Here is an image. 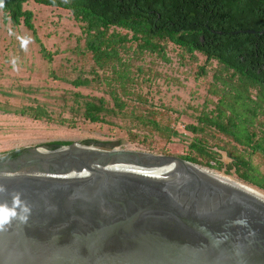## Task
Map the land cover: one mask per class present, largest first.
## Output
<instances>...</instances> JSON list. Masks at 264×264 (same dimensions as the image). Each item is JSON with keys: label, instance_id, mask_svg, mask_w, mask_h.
I'll return each instance as SVG.
<instances>
[{"label": "water", "instance_id": "1", "mask_svg": "<svg viewBox=\"0 0 264 264\" xmlns=\"http://www.w3.org/2000/svg\"><path fill=\"white\" fill-rule=\"evenodd\" d=\"M0 183L33 209L0 232V264H264V194L178 157L28 147L0 155Z\"/></svg>", "mask_w": 264, "mask_h": 264}, {"label": "trees", "instance_id": "2", "mask_svg": "<svg viewBox=\"0 0 264 264\" xmlns=\"http://www.w3.org/2000/svg\"><path fill=\"white\" fill-rule=\"evenodd\" d=\"M29 1L69 12L79 25L86 51L101 72H93L94 80L103 82L106 88L119 83L124 96L125 85L134 82L131 62L141 52L166 60L165 45L170 44L194 61L198 54L204 58L198 72L200 77L215 64L207 96L211 100L215 98L216 104L212 110H201L195 123L185 127L193 139L187 153L178 158L220 171L224 164L212 150L219 148L232 161L226 173L234 169L239 182L264 193V171L259 172L248 158L236 152L240 147L259 152L264 160V133L260 131L264 128V33L259 34L264 30V0H4V7L0 8L3 19L15 27L22 24L35 35L33 12L23 8ZM133 43H136L134 49ZM40 51L49 57L42 45ZM85 83L76 79L72 87L79 88ZM70 93V109L81 107V117L87 122L110 125L112 122L107 120L110 115L127 119L123 112L127 100L112 89L105 92L111 102L74 90ZM15 113L36 120L50 119L39 107L23 108ZM150 113V108L145 107L144 115H135L131 108L128 117L131 123L137 122L135 127L162 131L160 124L149 117ZM68 126L73 128L74 123ZM166 130L170 129L166 127ZM214 132L228 137L233 145L229 149L218 143L211 144L213 148L208 146L209 140L217 139L212 135ZM71 144L55 141L44 145ZM198 156L207 160L198 161Z\"/></svg>", "mask_w": 264, "mask_h": 264}, {"label": "rangeland", "instance_id": "3", "mask_svg": "<svg viewBox=\"0 0 264 264\" xmlns=\"http://www.w3.org/2000/svg\"><path fill=\"white\" fill-rule=\"evenodd\" d=\"M23 8L33 12L35 35L22 24L12 26L0 13V154L55 141L75 144L85 140L113 143L153 155L180 157L187 153L193 134L185 127L195 123L201 110H212L216 104L215 98L211 100L207 96L215 64L200 77L198 72L204 58L198 54L194 61L170 44L165 45L167 61L141 52L131 62L134 82L125 85L127 94L124 96L119 83L106 88L103 82L94 80L93 72H101L86 51L79 25L69 12L39 6L32 1ZM21 37L31 38L27 50L21 47ZM41 45L45 53L50 54L49 57L40 51ZM135 45L132 44V49ZM13 57L18 58L19 70H13L10 63ZM107 75L110 76L109 73ZM76 79L86 83L73 88L72 82ZM111 89L127 100V107L123 110L127 119L110 115L107 117L112 122L110 125L90 123L81 117V107L70 109L72 90L83 95L101 96L111 102L105 93ZM29 107L43 109L50 119L36 120L15 113ZM145 107L150 108L149 117L160 124L162 131L135 127L137 122H130L128 115L131 108H134L135 115H144ZM226 115H229L228 111ZM61 120L67 123L61 124ZM70 122L74 123L73 128L68 126ZM166 127L170 130L165 132ZM260 131L264 133V128ZM213 134L217 139L209 140L208 146L218 143L229 149L233 145L228 137L217 132ZM212 150L224 164L221 170L198 167L238 181L234 169L226 173L227 165L232 163L227 153L219 148ZM236 152L248 158L259 172L264 171V160L259 152L241 147ZM197 160L204 163L207 157L198 156Z\"/></svg>", "mask_w": 264, "mask_h": 264}, {"label": "clouds", "instance_id": "4", "mask_svg": "<svg viewBox=\"0 0 264 264\" xmlns=\"http://www.w3.org/2000/svg\"><path fill=\"white\" fill-rule=\"evenodd\" d=\"M4 7V0H0V8ZM21 47L27 50V45L30 43V37H21ZM13 70L18 69V58L13 57L10 61ZM8 199H0V232L7 231L14 222L27 224L32 215L31 204L24 199V193L18 190L9 192L8 187L0 183V198L9 197ZM234 224H245L246 221L238 219L233 222Z\"/></svg>", "mask_w": 264, "mask_h": 264}, {"label": "bare ground", "instance_id": "5", "mask_svg": "<svg viewBox=\"0 0 264 264\" xmlns=\"http://www.w3.org/2000/svg\"><path fill=\"white\" fill-rule=\"evenodd\" d=\"M194 166H196V165H194ZM196 167H198V166H196ZM226 177V176H225ZM228 178V177H227ZM236 181V180H235ZM237 182H239V181H237ZM239 183H241V182H239ZM242 184V183H241ZM244 185V184H243ZM247 186V185H246ZM249 187V186H248ZM251 188V187H250ZM252 189H254V188H252ZM254 190H256V189H254ZM256 191H258V190H256ZM258 192H260V191H258ZM260 193H262V192H260ZM262 194H264V193H262Z\"/></svg>", "mask_w": 264, "mask_h": 264}]
</instances>
